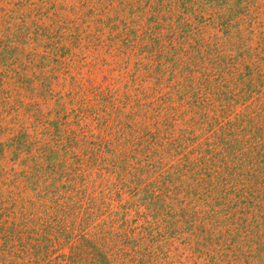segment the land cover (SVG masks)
<instances>
[{"label":"trees","instance_id":"16d2710c","mask_svg":"<svg viewBox=\"0 0 264 264\" xmlns=\"http://www.w3.org/2000/svg\"><path fill=\"white\" fill-rule=\"evenodd\" d=\"M115 3L114 13H128L126 21L108 27L98 20L88 33L81 29L83 12L60 0H0V62L7 69L0 70V118L17 121L26 107L43 120L36 99L53 97V86L64 90L66 81L78 105L73 130L63 123L70 114L61 104L41 132L32 125L33 139L21 133L11 144L0 143V264H132L129 254L111 250L116 240L151 257L150 243L179 235L176 241L184 244L183 234L198 240L193 247L187 241L195 259L256 264L261 254L264 264V238L255 240L259 254L239 250L251 248L240 246L241 234L264 237V0H97L89 14L109 13ZM166 62L177 83L165 94H145L135 102L145 111L123 116L114 99L117 81L154 79L157 87L169 80ZM9 71L15 87L5 89ZM34 81L42 90L25 105L21 95L37 91ZM88 117L93 126L83 122ZM7 148L14 169L4 167ZM122 196L134 206L136 198L153 206L149 216L166 217L165 225L135 228L123 214L114 221L119 232H101L95 220ZM219 226L241 234L235 231L223 247L211 233ZM135 230L138 240L130 237ZM214 244L216 254L234 257L216 260L209 253ZM67 245L68 256H54L53 246Z\"/></svg>","mask_w":264,"mask_h":264},{"label":"rangeland","instance_id":"374dc122","mask_svg":"<svg viewBox=\"0 0 264 264\" xmlns=\"http://www.w3.org/2000/svg\"><path fill=\"white\" fill-rule=\"evenodd\" d=\"M60 2L62 3V5L66 6V7L70 6L72 8H76V10H78V11L83 12V14L85 15L86 23L81 26V29H83V31H87L88 33L94 32L96 26L99 24L98 20H101V22L104 25L111 27L112 25H114V26L117 25V23L120 20L123 21L125 19V21H126V18L128 17V13H122V14L121 13L116 14V12L114 13V11L116 10L115 7L117 6L116 3L113 4L115 6L112 5L114 7V9L113 10L110 9L109 13L108 12L107 13H103V12L100 13L98 10H96V11H94V13L89 14L90 9L92 7L97 6V4H96L97 0H92L93 4H89V7H81L80 0H60ZM105 11H107V10H105ZM64 14L69 15L68 12H64ZM130 19L128 21H130ZM137 19H138V16H135L133 18V20H137ZM140 20H141V22H143L140 26V27H142L145 23V19L144 20L140 19ZM173 22H174V20H172V23H171V26L173 28V32H178V30H176L174 28L175 25ZM76 24L80 25L81 20H78L76 22ZM31 27H33V26H31ZM49 28H51V30H54L55 26H49ZM119 31H122L121 25L118 28V32ZM104 32H105V35H108L109 29H105ZM140 33H141V30L138 31V34H140ZM1 39H5L4 34H3ZM5 44H7V43H5ZM8 45L9 44H7V46ZM2 48H4V47H2ZM18 48L23 49L24 47L19 45ZM26 48H29V47H26ZM38 51H40V53L42 55V49H38ZM109 57L110 56H108V58ZM139 57L140 56H134L131 58L132 59L131 61L136 62V61H138ZM109 60H111V59H109ZM2 62H0V70L6 71L7 69L5 70V66L1 65ZM147 64L151 65V68H152L153 64H152V60H150V58L147 61ZM165 64H166L167 74L165 75L164 79L166 80L169 78V80H167L166 82L163 81V83L158 85L157 87L155 86V80L154 79H148L145 82L143 81L142 83H140V85L136 84L137 80L134 82V84H132V82H130V78H124L123 81H119V80L117 81V83L114 86L118 89L119 93H118V95H115L114 99L118 98V101L120 102L118 106L121 108L123 116L128 115V114H133L134 112H137V111L138 112L145 111L140 106H137L135 104L136 100L142 101V97H144L145 94H148V96H149L152 93L155 94L157 91H158L157 93L160 95L165 94L168 91L169 86L177 83L178 77L174 76L175 71L172 68V62L171 63L166 62ZM130 66H132V64ZM138 74L140 76L144 77V74L146 75L147 73L145 71H140V73H138ZM7 75L8 76L6 78L2 79L3 80L2 87H4L5 89H8V88L12 89L13 87H15L14 86L15 85L14 84L15 79L10 78L13 76V73L9 71ZM115 75L118 78V73H115ZM170 77H172V79ZM59 79L61 81H63L65 79V77L60 76ZM99 79L102 81L104 79V76L100 75ZM33 85H34V87L37 88V91H33L34 93L33 92L31 93L28 91V93H26L25 96H23V94L20 93V94H22L20 99L24 102L25 105L27 103L32 104L33 100H31L30 98L38 97L39 90H42L40 87L39 81H37V82L34 81ZM11 93L16 94L19 92L14 91ZM157 93L155 94V97L159 96V95H157ZM52 94H54L53 97H49L45 100H43L41 98H37L36 99L37 102L34 103V104L38 105L37 109H39V111H40L39 115L42 114L45 117L41 121L35 120V117L32 116V114L27 112L28 109L26 107H23L22 109H20L21 111H20V115L18 117V120L16 119L17 121L13 120L10 122V120H11L10 118H8V119L6 118V121H4L3 118H0L1 119L0 120V130H6L9 128V130L8 131L6 130L5 133H2V132L0 133V143L7 142L8 144H11L15 141L16 136L21 134V133L28 134L33 139V136H35L34 135L35 132H33V129L35 127H33L32 125L37 126L38 127L37 131L41 132V129L45 128L43 126L47 122H49V121L51 122L52 121L51 119H53L54 117L57 116L58 109H60L59 105H61V104L64 105L65 108H67V114H70L66 119H63V123L65 122L66 124H68V125L65 124L66 127H68L67 129L73 130L74 129L73 128L74 123H75L74 115L76 113L75 110L78 108V105L76 102L72 103L71 102V100H72L71 96H68V81H66V88L64 90H61L60 86H58L57 88L53 86ZM126 95L128 96L127 102L124 101V99H123V97ZM15 98L18 99V96H16ZM136 114H138V113H136ZM140 114H142V113H140ZM123 116H120L119 120L121 119L122 121H126V119H124ZM10 117L13 118V114ZM91 120H92V118L88 117L86 120H83V122H85V124H87V125L90 124L93 126V124H91ZM178 127H180V126H178ZM47 130H52V128L46 129V131ZM63 130H65V129H63ZM85 132L88 133L87 131H85ZM96 132L98 133V131H95V130L92 131V133L97 134ZM89 140H91V139L89 138ZM5 152H6L7 157L4 156L2 158V159H4L3 162H5V158L9 162H7L4 165V167L8 168V170L11 168L14 169L16 167V165H13L12 163H10V159L12 158V148L5 149ZM25 157H26V155L24 153L21 154L19 161L22 160L21 158L24 159ZM142 198H143V195L141 194L140 199H142ZM127 199H128V197L122 196V198L116 199V201L118 203H116V202L111 203L110 202L111 204L109 207V211L106 214H104V216L102 218L99 217V219L95 220V225H97V229H101V232L106 231L107 229H109V230L114 229L115 232L116 231L119 232L120 230H117L118 224L115 223L114 221L119 220L123 214L127 215L126 220L128 222L134 223L133 227H135V228L137 227V225L143 224L145 222H148V225L149 224L159 225V228L163 227L165 225L162 221L164 220V222H165L166 217L163 216V217H159L156 219H152L149 216L151 211L153 210V206L149 207L147 205V203L144 204L145 202L141 203V201H137V198H136V206H134L131 204L132 199H130V198L128 200ZM123 200L128 201V203L123 202ZM262 205H264V202H262ZM147 207H149V208H147ZM258 214L261 215V213H258ZM251 216L252 215H248L247 219L252 220ZM258 220L261 221L260 218H258ZM6 221H8V224H9L7 226H10L11 221L9 219ZM50 225H52V224L50 223ZM209 227H210V225L206 224V229H208ZM26 228H29V227L26 226ZM181 228L183 229L184 226H181ZM230 228H231V226L227 230V231H229L228 234H225L224 230L220 226L216 227L215 229H213L211 231L212 236L215 239H217V241H218L216 244L219 243V245H222L223 247H227L229 244H231V241L233 239L232 236L234 235V233L239 232V230L238 231L235 230L236 231L235 232V231L230 230ZM235 229H237V227ZM249 229L250 228H248V230ZM134 232H135V236L133 233L130 235V237L134 238L135 240L140 239V238L137 239V237H140V236H138V234H139L138 230H135ZM251 233L252 232L247 233L248 235L245 237L244 235L241 234V232H239V234H241L240 240L242 241V243H240V246L245 245L246 243H248V244L251 243V248L240 247L241 249H239V250H242V251L252 250V253L256 252L259 254V252H257V246H256L259 244H255V240L257 238L258 241L261 243L264 237H262V239H261V238L256 237V234L251 235ZM40 235H42V234L40 233ZM178 236L172 237L170 235H167L166 237H163L156 244L150 243L149 246L151 247V250H152L151 257H149V255L143 256V254H142L143 248H138V247L135 248V247H133L134 245H127L124 243L123 240H121V242L116 240V242H117L116 247L113 249H111L112 244L108 245L107 247H109L112 251H115V252L120 251V252L129 254V256H127L126 258L132 264H209V261L206 257L202 256L200 258L198 257L195 259V258H193L192 252L189 251L190 247H193L195 245V243L198 241L197 239L192 240V238L189 234H183L182 236L186 240H185L184 244H181L180 240L176 241V239H175ZM99 237H100V234H99ZM209 238L213 240V238L211 237V234H209ZM187 241L189 243H191L190 247H189V245H187L188 244ZM216 244H214L212 246L215 248V252H212L211 250L209 252L211 255L219 256V254H222L223 256H226V257H234V256H232L231 252L221 251L218 254H216V251L218 250L217 249L218 246H216ZM73 246L76 247L75 244ZM232 246H234V244ZM212 247H211V249H212ZM133 249H134V252H132ZM148 249H149V247H148ZM51 250L56 252V254H54V256L60 255V254H64V255L68 256V254L71 252V249L68 247V245L65 247H62V249H58L56 246L55 247L53 246L51 248ZM123 253H122V257L124 258L125 255H123ZM216 256H215V259L217 260L218 257H216ZM124 260H125V258H124ZM253 262H255L256 264H263L261 254H259V258L254 259ZM125 264H127V263L125 262ZM220 264H226V263L220 262ZM231 264H244V260H238V261H232L231 260Z\"/></svg>","mask_w":264,"mask_h":264}]
</instances>
